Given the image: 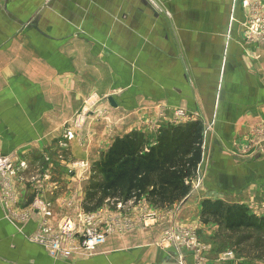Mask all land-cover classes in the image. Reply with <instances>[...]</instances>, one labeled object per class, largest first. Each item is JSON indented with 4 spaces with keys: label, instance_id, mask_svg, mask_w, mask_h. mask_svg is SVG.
<instances>
[{
    "label": "crops",
    "instance_id": "crops-1",
    "mask_svg": "<svg viewBox=\"0 0 264 264\" xmlns=\"http://www.w3.org/2000/svg\"><path fill=\"white\" fill-rule=\"evenodd\" d=\"M256 1L264 6L0 0V157L25 166L0 176V264H158L175 253L156 245L167 225L187 219V201L177 217L175 204L155 210L144 200L127 214H102L101 230L112 232L91 254L55 259L37 243L43 225L55 233L63 218L84 213L91 168L114 139L140 133L152 143L175 109L203 125L207 161L200 171L213 165L216 183L209 192L222 199L257 190L248 187L264 166V141L253 136L264 123V41L243 33L247 5ZM90 95L103 101L67 139ZM75 162L85 168L74 169ZM243 166L249 172L239 178ZM228 167L234 175L225 174ZM38 198L50 216L33 208Z\"/></svg>",
    "mask_w": 264,
    "mask_h": 264
},
{
    "label": "trees",
    "instance_id": "trees-1",
    "mask_svg": "<svg viewBox=\"0 0 264 264\" xmlns=\"http://www.w3.org/2000/svg\"><path fill=\"white\" fill-rule=\"evenodd\" d=\"M203 156V125L199 121L168 125L152 143L140 133L116 138L92 166L87 202L98 194L99 201L137 204L144 200L153 206H171L190 194L186 181L195 177ZM96 173L101 180L95 182ZM201 217L205 223L224 222L228 230L264 226L262 219L248 216L245 208L220 200L204 201Z\"/></svg>",
    "mask_w": 264,
    "mask_h": 264
},
{
    "label": "rangeland",
    "instance_id": "rangeland-1",
    "mask_svg": "<svg viewBox=\"0 0 264 264\" xmlns=\"http://www.w3.org/2000/svg\"><path fill=\"white\" fill-rule=\"evenodd\" d=\"M247 9L248 22L243 32L247 38L244 37L246 39L254 38V40L263 42L264 6L256 1L248 4ZM250 30H252V32ZM100 101H103V98L101 97L97 100L96 95H90L89 98L87 97L80 112L73 117V126L82 115L85 116L87 114V120L89 112H93V108L98 105ZM86 120L83 125H85ZM209 127L210 125H207L205 130L207 135L210 134L207 131ZM211 130L213 129H210L209 131ZM260 150L264 153V149ZM203 160L206 163V153ZM205 166L206 167H204V169L202 168L200 171L199 176L196 174L193 180L189 182L188 185L191 192L188 197L181 202L175 203L176 210L174 215L177 217L178 210L189 202L187 206V219L183 222L176 220L172 225H167L168 232L165 230L163 231L156 247L163 250L172 249L176 254L174 259L180 264H264V226L259 229L240 228L237 230H228L225 227L224 222L220 223L208 220L210 222L205 223V218L201 217V210L204 201L209 200L214 202L220 200L228 205L241 206L245 208L248 216H253L259 220L262 219L264 222V181L260 182L261 178L264 177V166L256 167L257 172L252 175V180H257L256 183L258 184L254 183V181L253 185L251 184V186L248 187H257L256 191L254 190L253 193H247L245 192L247 188H243L244 193H246L244 196L234 198L224 196L222 199L216 198L217 196L215 193H211L207 190H213L216 188V183L214 181L215 175L213 174V165L208 166L207 164ZM228 168L229 169L225 171V174H229L230 176L234 175L230 173L234 169L231 167ZM237 170L238 173H240L239 178L245 177L249 172L246 166L238 167ZM99 179L101 180V176L96 173L94 181L96 182ZM206 184H209L208 187H206ZM98 199V194L97 196L94 195L91 197V201L87 202L86 200L85 204L82 206L84 213L90 217L94 216L98 225L102 219V214L110 215L111 217L117 215V213H120L121 215L127 214L134 205L132 202L123 203L107 199L99 201ZM119 203H121L120 206H118ZM151 207L153 206L151 205ZM159 208L163 207L154 206L155 210ZM165 233L169 234L167 240L164 239ZM177 237L180 240L183 239L182 241L184 245H179V243L176 242ZM188 246H190V248H187Z\"/></svg>",
    "mask_w": 264,
    "mask_h": 264
},
{
    "label": "built area",
    "instance_id": "built-area-1",
    "mask_svg": "<svg viewBox=\"0 0 264 264\" xmlns=\"http://www.w3.org/2000/svg\"><path fill=\"white\" fill-rule=\"evenodd\" d=\"M252 30L250 31L252 32ZM86 117L87 114L78 118V121L73 126V133L68 132L66 134L67 139L74 138L75 129L83 126ZM195 120V114L187 112L183 109H175L172 113V120L169 125L177 126L193 122ZM254 134L255 135L253 136H257L264 141V123L260 128L254 131ZM261 149H264V146ZM200 167L201 165L197 171L198 176L200 173ZM22 168H25V166L16 159L7 156L0 157V176L11 177L16 175ZM73 168L82 170L85 168V164L83 162H75L73 163ZM191 181H186V184L188 185ZM120 205L121 203L118 204V206ZM32 206L34 209L41 211L45 216H50V211H48L47 208L49 205L43 203L40 198L35 199ZM154 216L155 215L152 213H146L144 218L151 219L154 218ZM101 224V220L98 225L94 216L90 217L85 213L79 214L76 218L65 217L58 224V229L55 233H52L51 229L47 225H43L40 229V235L39 239H37V243L47 251V254L51 258L55 259H66L74 253L91 254L104 245L108 234L112 232L111 228L102 231L100 227ZM165 231L168 232L167 230ZM168 235V233H165V240L168 239ZM182 240L178 237L176 238V242H178L179 245H184ZM187 248H190V246Z\"/></svg>",
    "mask_w": 264,
    "mask_h": 264
},
{
    "label": "water",
    "instance_id": "water-1",
    "mask_svg": "<svg viewBox=\"0 0 264 264\" xmlns=\"http://www.w3.org/2000/svg\"><path fill=\"white\" fill-rule=\"evenodd\" d=\"M108 102L115 107V103L114 100L112 98H108ZM175 253H173L172 251H169L167 254H165L161 261L158 264H180L179 262H177L174 257H175Z\"/></svg>",
    "mask_w": 264,
    "mask_h": 264
}]
</instances>
